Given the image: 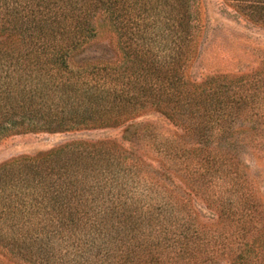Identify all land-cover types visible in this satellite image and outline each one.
<instances>
[{
  "label": "rangeland",
  "instance_id": "obj_1",
  "mask_svg": "<svg viewBox=\"0 0 264 264\" xmlns=\"http://www.w3.org/2000/svg\"><path fill=\"white\" fill-rule=\"evenodd\" d=\"M13 1L0 0V23ZM114 1L120 8L118 20L129 21L127 34L120 37L109 28L108 17L97 9L88 17L96 34L71 49L68 61L117 57L111 64L118 65L124 50L130 54L124 64L129 67L135 51L164 63L187 50L185 69L191 80L220 73L236 83L228 90L221 88L214 98L230 112L225 117H230L231 128L221 134L224 127L209 119L201 106L195 116L187 111V123L206 125L208 143L196 144L192 131L170 122L151 100L129 104L126 115H117L126 119L118 125L74 122L75 113L87 104L82 96L90 95L91 84V92L102 98L97 106L104 108L102 117H117L115 110L125 103L119 106L118 100L138 93L132 88L135 76L129 70L122 77L100 69L98 75L74 76L63 86L64 78L56 77L50 65L46 71L15 67L9 73L8 66L0 65V83L10 81L14 99H0V110H17L15 121L0 129V264H113L121 259L131 264H199L201 259L230 264L238 246L250 242L256 227L264 226L261 12L255 8L252 14L245 1L238 0ZM94 2L99 7L98 0H78V5ZM176 10L185 12L184 32L191 36L180 44L162 26L165 20L173 22L166 14ZM252 76L256 81L250 84ZM66 85L77 91H65ZM70 94L73 105L66 101ZM109 111L112 115L105 116ZM47 120L51 126H41ZM134 127L140 129L135 143L151 161L148 167L124 161L112 147L113 141L128 146L125 138ZM157 162L197 195L189 199L152 173ZM251 201L262 206L250 207ZM220 211L225 213L223 220H218ZM191 217L195 220L184 237L181 228ZM258 256L253 264H264V252Z\"/></svg>",
  "mask_w": 264,
  "mask_h": 264
},
{
  "label": "trees",
  "instance_id": "obj_2",
  "mask_svg": "<svg viewBox=\"0 0 264 264\" xmlns=\"http://www.w3.org/2000/svg\"><path fill=\"white\" fill-rule=\"evenodd\" d=\"M238 1L241 3L245 1L244 6L249 9L251 8L250 12L252 14L255 13L254 11L256 10L261 12L259 16L264 19V0ZM13 3L14 4L10 7H5L7 10L4 14L5 19L0 23V65L8 66V68L10 66L13 67H11L10 70L6 67V72L9 73L13 71L15 67L21 69L26 68L28 71H32V69H42L46 71L47 67L50 65L51 68L55 69L56 77L64 78L62 80L64 86L74 76L79 77L84 73H95L98 75L100 69L105 71V74L113 72L122 77L126 76V71L129 70V74L135 76L134 80L131 81L132 88L138 91V93H134L132 96L125 99H119L116 104L120 106L121 102L125 103H121V108L115 110V116L120 114L126 115L125 113L128 111L127 106L131 103L136 104L138 101L144 102L151 100L153 104L158 106V109L170 122L177 126H184L186 132L192 131L190 135L194 134L196 136L195 143L199 145L208 143L206 125H198L194 122L187 123L186 116L183 117L187 111L189 116H195L199 114L198 110L201 106L202 110H206L209 119L219 124V127H224L222 131H220L221 134L226 133L229 131V128H231L229 126L231 123L230 117H225V114L230 112L225 111L220 98L219 100H214V98L217 96V91L221 90V88H225L223 90H228L230 86H234L236 83L224 80V76L220 73L205 74L200 80H191L185 69V64L187 60L190 59L186 54L189 52L187 50H179L175 56H173L172 60L164 63H159L146 56L144 57V53L135 51L133 59L130 60L131 65L129 67L124 66V64L129 60L130 54L124 50H122V63L118 65L111 64L116 62L117 57H107L106 59H95L92 61H71V63L68 61V52L71 49L77 48L80 41H85L87 38L93 37L96 34L97 30L95 25L92 23L91 18L88 17H92L90 14L94 13L97 9L105 13V17H108L109 28L117 32L120 37L125 33L127 34L129 21L118 20L117 17L119 16L118 12H120V8L116 9L115 3H117V1L98 0V3H100L99 7L95 2L87 5L84 4L80 7V5H78V0H14ZM66 6L71 7L69 13L66 12L68 8ZM255 8L257 9L255 10ZM166 15H170L171 21L173 22L168 23L165 20L162 25L164 30H169L170 35L176 36V38L179 39V44L184 38H188L187 36L191 39L190 33L188 32L187 35V33L184 32V28L185 30L188 29L186 22L184 23V11L176 10L174 13L171 11ZM159 29L162 30V27H159ZM66 34L67 37H64ZM56 36H59L60 39H56ZM126 45L130 46L129 44ZM188 48L189 46L187 49ZM182 62L183 65H181ZM99 63H102L104 67L101 68L96 65ZM70 64L76 65L77 69H73ZM89 65H91L90 69H87V67L82 68L83 66ZM79 66H82L81 69H78ZM18 76V81H21L22 74L19 73ZM140 76L142 81L138 79ZM251 78L250 84L255 83V77L252 76ZM238 82H241V80ZM9 83L10 81L0 83L1 100L5 98L6 101H14L10 96V89L8 88ZM90 86L92 87L94 85L91 84ZM91 87H89L90 90L88 91L90 95H87L88 97L86 95L82 96V102H87V104L81 108L79 114H77L78 112L75 113L76 119H74V122L90 121L92 124L101 122V124L106 125L124 123L126 119L120 120V116L114 117L112 120L102 117L104 112L101 111H103L104 108H97L102 98L97 97L99 94L91 92ZM64 90H71L73 93L77 91L76 87L73 85H66ZM71 98H73V96L70 94L66 101H68L70 105H73L75 102L73 100L75 98ZM131 98H134V101H132ZM3 106L4 105H1L0 108ZM78 106L81 105L78 103ZM16 111V109L10 111L0 110V116H2L0 119V129L5 128L9 123L15 121L13 116L17 115ZM104 115L111 116L112 114L109 111L105 112ZM62 122L63 120L60 118L59 124H62ZM41 126L49 128L51 126V121H44ZM137 128L138 127H134V130L125 138L129 142L128 146L122 144V141H119V143L113 141L111 144L114 151L117 152L124 161L132 160L133 164L139 163L140 161L148 167L151 165V161H146L148 159L145 153L140 151L141 149L137 146V143H135V137L138 136L140 132V129ZM206 162L209 163L207 158ZM155 167L150 171L161 179L170 181L174 189L182 190L189 199L197 195L196 189L189 187L182 179L180 180L173 170L165 164L157 162ZM179 181L182 182L179 183ZM248 206H253V208L256 207L257 209L262 206V203L257 204L251 201L248 203ZM221 211L217 213L218 220H223L225 217V215H223L225 214L224 211ZM196 214L197 213H193V216H196ZM128 216L132 218L130 214ZM120 218V220L118 219V223L122 221V217ZM204 218L213 219L214 217L212 215L211 217L206 216ZM193 219L195 220V218L191 217L188 223L184 224L186 225L184 229L181 228L184 237H187L185 235L189 232L188 229L190 225L193 224ZM243 220L242 221L245 223L246 220ZM207 225L211 226L212 224ZM256 226L258 225H255V227ZM258 227H256L257 231L253 233L250 242L246 240L242 246H238L240 248L239 252L238 254L235 253L232 255V262L230 264H253L254 261L258 259V255L264 252V226ZM241 229L245 230L243 227ZM176 239H179V236ZM186 244L187 241L183 242L182 245L185 246ZM196 262L199 264H209L208 259H201ZM113 264L131 263H129L127 259H121Z\"/></svg>",
  "mask_w": 264,
  "mask_h": 264
}]
</instances>
